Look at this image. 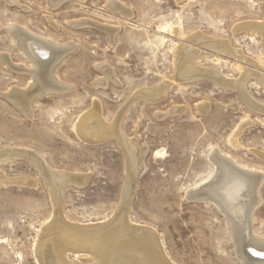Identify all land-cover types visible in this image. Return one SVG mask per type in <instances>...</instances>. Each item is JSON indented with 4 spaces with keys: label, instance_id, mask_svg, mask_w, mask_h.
Listing matches in <instances>:
<instances>
[{
    "label": "rangeland",
    "instance_id": "374dc122",
    "mask_svg": "<svg viewBox=\"0 0 264 264\" xmlns=\"http://www.w3.org/2000/svg\"><path fill=\"white\" fill-rule=\"evenodd\" d=\"M112 1L129 17L111 10ZM81 20L86 26L77 25ZM263 21L264 0H0V173L26 182L0 184V264H40L36 242L54 218L66 227L102 223L108 231L122 208L128 224L156 236L171 264H242L223 215L211 204L187 199L186 192L209 172L213 149L259 174L251 231L264 240V114L211 79H175V48L195 46L199 68L232 81L240 78V66L264 74L251 65L264 62V39L237 30ZM9 27L52 42L62 53L49 92L40 95L38 87L22 107L8 95L32 89L34 65L18 44L20 34L7 32ZM198 33L227 41L250 65L186 45ZM165 83L172 85L158 101L140 97ZM245 85L247 95L264 105V87L254 77ZM201 105L208 108L205 114L197 109ZM95 112L103 124L117 122L119 133L136 141L134 174L115 137L89 141L77 134L79 119ZM27 154L49 170L81 177V185L68 182L55 207L44 170ZM84 253L65 257L86 264Z\"/></svg>",
    "mask_w": 264,
    "mask_h": 264
},
{
    "label": "bare ground",
    "instance_id": "6f19581e",
    "mask_svg": "<svg viewBox=\"0 0 264 264\" xmlns=\"http://www.w3.org/2000/svg\"><path fill=\"white\" fill-rule=\"evenodd\" d=\"M109 7L111 10L120 12L124 18L129 15V10L127 9V11L124 6L122 7V5L117 4V2L112 1ZM83 21L84 20H81L80 23L77 21V25L82 26L88 22ZM109 29H111V27ZM242 29L243 31L244 29L248 30L253 35L260 34V36L264 39V21L261 23L248 22L240 25L237 28L239 31ZM6 31L13 33L14 35L18 33L20 34V39L17 38L18 44L21 46V49L34 65L33 72L31 73V77L33 78L32 80L34 82L32 89H28V92L12 90L13 92L8 95L15 105L22 107L28 102L30 97L35 95L34 93L38 87L43 88V91L40 95H45L49 92H47L46 88L49 84H51V82H53L54 78L52 71L61 61L62 53L58 47L51 44L52 42L50 43L48 41L42 40L37 36L32 35V33H24L19 29L17 30L16 28L11 27L7 28ZM185 43L186 45H203L205 48L219 52L221 55L234 56L241 63L245 64L248 62L250 65L249 60H247L244 55H242V53L233 51L227 41L207 38L198 33L189 37ZM193 47L188 48L185 45H182L175 48V79H179L180 81H188L190 79L196 80L198 78L211 79L223 88L235 90L250 108L260 111V113L262 112L264 114V105L252 100L249 97V94L247 95L245 90V84L247 79L250 77H254L257 84L264 87V74L260 72H252L249 68L248 70L246 69L247 67L244 68L240 66L241 75L238 80L232 81L226 79L217 72L199 68L196 62L200 58V53L198 50L193 49ZM251 65L253 67L255 66L258 70H264V62L260 61L251 63ZM99 69L100 72L102 71L105 78H110L111 71L108 68L101 66ZM170 85L172 84L165 83L163 86H160L154 90L146 89L142 93L139 92L140 97L150 102H154L156 100L158 101V99L164 96L165 91L169 89ZM26 106L29 107L28 105ZM197 109L199 112L204 113L208 108L206 105H201ZM174 112L176 113L178 111L174 110ZM88 114H84L85 116L83 115V117L79 119L75 127L77 134L80 137L88 140H101V138L104 139V136L109 138V135L115 137L125 152L129 172L132 174L134 169L137 167L138 150L136 147V141L124 138L117 129V122L114 124L111 123V125H106L102 123L101 119L99 121V116L96 112ZM168 114L173 113L171 112ZM26 115L28 114L26 113ZM28 154L27 157L30 158L27 159L36 168L40 169V171L44 170L42 172H44L43 174L46 176L47 184L50 188L52 199L54 200L53 202L55 207L58 208L61 205L63 199L62 195L65 190V185L68 182L81 183V181H83L82 178L79 176H69L61 171L55 172L51 169L49 170L45 168L44 165L42 166L38 159H31V154ZM156 155H162V152H157ZM13 156L16 158V152ZM207 161L209 165V172L203 179L196 183L192 189L186 192L187 199L211 204L223 215L228 224L231 226L236 254L242 264H264V240L254 236L251 231L252 212L259 203L257 195V189L260 182V177L258 176L259 174H252L246 169L238 166L228 156L223 155L217 149H213L207 154ZM8 183L26 184V182L23 180H8L0 173V184L5 185ZM83 183L84 182H82V184ZM78 185L81 184L78 183ZM122 210L124 211L123 208ZM122 210L119 212L121 214H118L115 217V220L112 221L113 224H111L112 226L108 231H106L108 228L104 230L105 225L102 223L85 227H66L58 221L60 219L59 217V219L54 218L53 221L55 220V222L53 224L50 223V225L48 224L45 229L43 228L44 230L36 242V256L39 260V263L71 264L65 257L66 252H71V254L73 252V254L76 256L80 252H85L89 254L88 258L83 259L86 264H171L164 257L156 236L151 231H149V229L147 230L145 228L130 225V223L128 224L125 219V213H122ZM249 258H251L250 261Z\"/></svg>",
    "mask_w": 264,
    "mask_h": 264
},
{
    "label": "water",
    "instance_id": "95a60500",
    "mask_svg": "<svg viewBox=\"0 0 264 264\" xmlns=\"http://www.w3.org/2000/svg\"><path fill=\"white\" fill-rule=\"evenodd\" d=\"M257 254V253H256ZM251 258H249V261H250Z\"/></svg>",
    "mask_w": 264,
    "mask_h": 264
}]
</instances>
